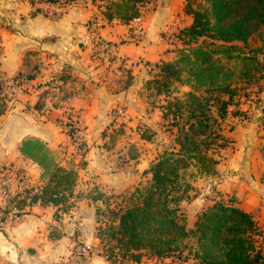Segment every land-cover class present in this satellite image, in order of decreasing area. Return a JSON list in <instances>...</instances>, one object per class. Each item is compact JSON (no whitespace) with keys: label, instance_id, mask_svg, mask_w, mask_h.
<instances>
[{"label":"crops","instance_id":"0c3cea01","mask_svg":"<svg viewBox=\"0 0 264 264\" xmlns=\"http://www.w3.org/2000/svg\"><path fill=\"white\" fill-rule=\"evenodd\" d=\"M112 4L69 0L50 19L36 0H0V76L28 83L0 115V179L11 170L13 186L26 190L44 186L56 168L76 173L62 204L28 203L25 218L0 228V264H55L81 243L91 249L90 264L172 263L170 256L108 258L98 232L109 210L125 208L133 190L150 182L145 171L176 142L173 118L163 116L173 93L156 95L151 80L161 62L186 50L181 34L193 16L187 0H155L139 33ZM257 95L260 101L241 103L226 120L233 128L222 132L228 143L216 155V172L193 183L188 228L216 201L264 228V86ZM72 119L84 129L81 155L68 132Z\"/></svg>","mask_w":264,"mask_h":264},{"label":"trees","instance_id":"16d2710c","mask_svg":"<svg viewBox=\"0 0 264 264\" xmlns=\"http://www.w3.org/2000/svg\"><path fill=\"white\" fill-rule=\"evenodd\" d=\"M145 0H126L123 2L124 12L118 13L125 22H130L140 14V8ZM187 0L185 11L193 16V22L181 34V39L187 45V51L182 50L179 59L174 62H161L157 68L151 84L156 90V95L172 94L174 83L190 85L193 90L184 94L187 101L174 99L165 105L164 117L171 115L173 125H178L176 144L177 149L164 150L145 171L151 174L150 182L136 190L127 197L125 208L118 211H110L112 223L98 232L101 243L103 236L109 235L117 240L120 257H130L132 261L139 262L142 251L150 250L153 256L167 257L174 254L182 241L190 234L197 239V248L193 252V258L198 264H264V243L260 240L261 228L257 225L251 214L246 213L234 205L216 201L212 207L196 216L193 228L190 230L180 222L179 214L181 202L188 198L189 184L181 177V169L187 166L186 153L188 145H193L194 140L190 132L197 125L205 126V122L199 124L191 122L197 118V109L202 105L194 90L203 88L205 92L220 90L228 95V100L222 101V108L227 107L235 99L236 90L228 83H222L219 74V65L212 60L211 53L202 47L192 48L200 38L210 35L212 39L234 45L238 41L247 44L249 32L244 23L251 17L264 14V1L256 0L261 12L254 8L243 20L232 24H224L232 8V1H238L235 7H243L246 0H208L210 8L203 12L194 10ZM215 17V23L209 16ZM112 17V16H109ZM254 66L264 71V66H259L253 57ZM188 68L189 76L184 80L182 71ZM18 78V77H16ZM68 76L61 75L60 79L67 80ZM183 109H186L188 119L182 125L179 122L184 117ZM4 110V109H3ZM0 110V115L5 111ZM234 113H240L238 110ZM182 116V118H181ZM182 123V122H181ZM72 138V132L68 129ZM150 139L149 135H144ZM197 150V148H193ZM214 174L218 164L217 159H211ZM76 173L73 170L56 168L48 182L32 193V188H27L15 197L17 207L22 208L26 204L39 202L54 203L60 205L66 200V192L71 191L75 184ZM109 220V219H108ZM118 252H105L108 258L118 255Z\"/></svg>","mask_w":264,"mask_h":264},{"label":"rangeland","instance_id":"374dc122","mask_svg":"<svg viewBox=\"0 0 264 264\" xmlns=\"http://www.w3.org/2000/svg\"><path fill=\"white\" fill-rule=\"evenodd\" d=\"M69 1V0H67ZM101 1V0H98ZM113 4L111 9L113 12L123 13V2L126 0H112ZM132 1V0H131ZM264 1V0H263ZM238 1H232L231 11L223 21L224 24H232L237 21L243 20L247 16L248 12H251L254 8L257 12H261L260 7L257 5L256 0H246L245 5L241 7H235ZM190 6L194 10L203 12L206 7L210 8V2L208 0H191ZM211 22L215 23V17L209 16ZM244 27L249 32V40L247 44L235 41L234 45L212 39L210 35H205L204 38H200L199 41L192 45V48L202 47L206 52L211 53L212 60L218 63L219 77L222 83H228L233 89L236 90L235 99L229 106L222 108V101L228 100V95L220 90H213L205 92L203 88L194 90L197 94L199 101L202 105V109H197V118H192L191 122L199 124L200 121L205 122V126L197 125L194 131L190 132L194 140L193 145H188L186 153L187 166L181 169V177L184 182L189 184L191 190H189L188 198L186 201V207H180L179 220L188 226L186 210H189V204L193 199L195 188L193 183L197 181L199 177H204L212 174L214 163L211 159H217V153L225 147L228 140L225 139L222 132L224 130L230 131L233 128L231 122H227L229 116L237 110L241 103L246 101H260L258 99L257 92L259 93L264 86V72L257 69L254 63L251 61V57L256 60L258 65L264 66V57L261 53L264 50V14H258L257 17L249 18ZM187 49V47H186ZM189 49H187L188 51ZM255 54V56H254ZM189 73L188 68L185 67L182 71V77L187 80ZM3 87L0 84V94H2ZM193 90L190 85L174 83L172 87L173 95L170 98L187 101L184 96L185 92ZM256 94V95H255ZM241 99L243 101H241ZM7 96L0 95V110L5 111L7 109ZM170 100V99H169ZM162 99H155V102L160 103ZM171 101V100H170ZM158 106V105H157ZM184 117L179 122L184 124L188 119L186 109H183ZM240 112V111H239ZM5 113V112H4ZM182 118V116H181ZM171 126L178 128V125L170 124ZM263 125V124H262ZM177 142V140H176ZM175 141H170L167 145V150L173 148ZM175 148V147H174ZM193 148H197L194 149ZM163 153V151H162ZM180 204V206H181ZM108 221L112 223V214L107 212ZM189 219V218H188ZM191 223V221H190ZM189 223V224H190ZM188 228V227H187ZM190 230V228H188ZM197 239L193 235L186 237L180 245V248L170 257L172 258L171 264H198L193 258V251L197 248ZM117 240L111 238L105 234L103 236V253L105 252H118L119 246H117ZM120 255V253H117ZM153 256L150 250L142 251V257Z\"/></svg>","mask_w":264,"mask_h":264},{"label":"built area","instance_id":"2783aa9c","mask_svg":"<svg viewBox=\"0 0 264 264\" xmlns=\"http://www.w3.org/2000/svg\"><path fill=\"white\" fill-rule=\"evenodd\" d=\"M39 3H43L41 12L44 16L50 19H55L59 17L68 5L67 0H36ZM147 6L140 10V14L133 18L131 21L136 27V30L140 33L142 32V22H143V12L148 10L151 5H153L155 0H145ZM106 49V47H104ZM155 69V68H154ZM60 85L63 84V80L57 81ZM0 84L4 88L1 95H6L7 99L13 98L17 94H21L27 89V81L19 78H11L0 76ZM122 113V110L120 111ZM68 129L72 132V140L75 148L79 155L82 154V140L84 129L79 124L77 119H72L69 122ZM13 171V170H12ZM11 170L0 179V228L14 221H19L27 216V211L25 208H19L16 206L14 199L18 194L24 191V186L21 184L19 187L13 186L10 178ZM37 189H33L32 193H36ZM39 204V202L32 203L31 205ZM29 206V205H28ZM262 234L260 235V240L264 243V228H261ZM90 254L91 249L86 244H78L70 252L67 257L62 258L59 262L55 264H90Z\"/></svg>","mask_w":264,"mask_h":264},{"label":"water","instance_id":"95a60500","mask_svg":"<svg viewBox=\"0 0 264 264\" xmlns=\"http://www.w3.org/2000/svg\"><path fill=\"white\" fill-rule=\"evenodd\" d=\"M261 53L264 54V50ZM254 56H255V54H254Z\"/></svg>","mask_w":264,"mask_h":264}]
</instances>
